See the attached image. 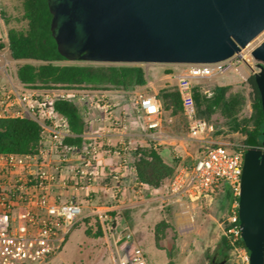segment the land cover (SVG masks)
I'll return each instance as SVG.
<instances>
[{
    "label": "built area",
    "instance_id": "obj_1",
    "mask_svg": "<svg viewBox=\"0 0 264 264\" xmlns=\"http://www.w3.org/2000/svg\"><path fill=\"white\" fill-rule=\"evenodd\" d=\"M247 48L221 62L186 65L187 71L177 75L186 137L198 148L158 188L139 178L130 160L137 145L128 138L143 137L153 149L164 142L162 103L156 94L145 88H34L0 66V120L28 118L41 127L37 152L0 154V264L45 263L88 214L101 223L111 264H148L134 233L122 223L125 208L145 203L147 195L164 203L177 199L213 206L226 194L229 207L219 227L233 263L251 264L250 252L241 244L238 214L246 147L213 139L208 122L197 116L193 92L198 79L228 71L254 74L256 61ZM59 100L75 103L86 121L88 132L80 145L67 142L75 135L55 108ZM103 192L107 199L101 205Z\"/></svg>",
    "mask_w": 264,
    "mask_h": 264
},
{
    "label": "water",
    "instance_id": "obj_2",
    "mask_svg": "<svg viewBox=\"0 0 264 264\" xmlns=\"http://www.w3.org/2000/svg\"><path fill=\"white\" fill-rule=\"evenodd\" d=\"M48 5L53 37L68 61L216 63L264 32V0H48ZM251 55L264 115V40ZM260 136L262 146L244 153L238 210L251 264H264V126Z\"/></svg>",
    "mask_w": 264,
    "mask_h": 264
},
{
    "label": "rangeland",
    "instance_id": "obj_3",
    "mask_svg": "<svg viewBox=\"0 0 264 264\" xmlns=\"http://www.w3.org/2000/svg\"><path fill=\"white\" fill-rule=\"evenodd\" d=\"M22 5L18 0H0V41L5 48L0 51V66H5L7 72L17 80V69L26 64L39 63L36 61H15L10 56L8 30L11 28L24 30L26 21L22 20ZM264 40V32L254 39L247 51ZM61 64H88L85 61H66ZM147 71L149 93L156 94L160 99V91L164 88L177 87V75L187 71L186 65L179 64H143ZM254 71H258L254 65ZM254 76L250 70L244 76L239 72L228 71L221 76L198 79L195 82L200 86V96L211 100V95L219 87H226V98L231 104L232 118H228L223 106L212 109L206 118L203 116L211 130L215 141H227L232 144H242L245 131H252L256 124L258 114L255 110V90L249 79ZM52 88V87H51ZM40 88V89H51ZM80 88V87H76ZM119 91V90H111ZM117 98L120 97L116 94ZM161 100V99H160ZM163 119H170L164 126L161 138L164 142L157 149L140 146L137 143L130 155L135 166L144 157L142 150H159L166 165L175 169L182 162L191 161L195 151L190 155L181 147L180 141L187 135V120L173 109L166 110L162 102ZM196 104V102H195ZM202 109H206V103ZM198 112V108H196ZM236 119V123L233 120ZM148 142V141H147ZM189 142V141H188ZM150 196L147 195L146 199ZM107 195L103 192L100 204L106 202ZM222 202L219 200L213 206H193L185 200H171L167 203L155 201L138 205L135 214L122 212L123 218L129 224L134 237L142 248L148 264H211V258L216 254L221 240L222 232L219 222L223 216ZM88 213V212H87ZM164 222L165 238L158 244L156 226ZM101 223L96 215L82 217L74 226L62 249L51 256L43 264H111V258L102 236L99 235ZM87 231L90 232L89 235ZM173 249L170 260L167 249Z\"/></svg>",
    "mask_w": 264,
    "mask_h": 264
},
{
    "label": "trees",
    "instance_id": "obj_4",
    "mask_svg": "<svg viewBox=\"0 0 264 264\" xmlns=\"http://www.w3.org/2000/svg\"><path fill=\"white\" fill-rule=\"evenodd\" d=\"M22 5V20L26 21L27 28L8 30V42L10 56L15 61H36L39 64L26 63L16 71V77L24 85L34 88H54L58 86L76 88L88 87L92 89L132 91L147 84V73L141 65H113V64H61L68 61L59 51L58 43L51 30L52 14L48 0H18ZM5 45L0 41V51ZM249 82L255 90V110L258 114L257 124L252 131H245L246 137L242 145L261 146L260 133L264 126V115L261 94L257 87L255 77ZM197 116L208 117L213 108L223 106L226 116L232 118V108L226 98V87H219L211 95V100L200 96V86L193 87ZM160 99L166 110L173 109L174 113H180L185 119L181 96L178 87L164 88L160 91ZM206 103V109L202 106ZM56 110L68 119L71 132L75 137L67 142L80 145L88 132V126L79 107L66 100L55 102ZM204 118V117H203ZM202 118V119H203ZM187 120V119H186ZM236 123V119L233 120ZM188 133V128H187ZM41 140V127L32 119H5L0 120V154L16 153L28 154L37 152ZM144 157L137 163L136 168L139 178L156 188L160 187L167 179L174 176L176 169L166 165L159 150H142ZM221 219L229 207L228 194L221 199ZM99 226V225H98ZM164 222L156 226V238L158 244L165 238ZM90 232L87 231L89 235ZM99 235L102 229L99 226ZM245 246L244 241H241ZM167 255L171 260L173 249H167ZM234 264L231 247L227 239L222 235L216 254L211 258V264Z\"/></svg>",
    "mask_w": 264,
    "mask_h": 264
},
{
    "label": "crops",
    "instance_id": "obj_5",
    "mask_svg": "<svg viewBox=\"0 0 264 264\" xmlns=\"http://www.w3.org/2000/svg\"><path fill=\"white\" fill-rule=\"evenodd\" d=\"M146 73H147V71H146ZM149 80L147 79V84L145 85V86H143V87H140V88H145V89H147L148 87H149ZM118 92H123V91H118ZM169 122H170V119H165L164 120V126H167L168 124H169ZM111 138V140H113V141H116V139H117V137H110ZM129 139H131L135 144H137V143H140V146H144V145H146L147 143V139H145V138H143V137H128ZM180 145H181V147L186 151V152H190V151H195L196 150V148L198 147V145L196 144V143H193V142H188V140H187V137L186 138H184L183 140H181L180 141ZM196 147V148H195ZM197 151V150H196ZM196 151H195V153H196ZM155 201H158L157 200V198H149V199H147L146 200V202L145 203H149V202H155ZM144 204V203H143ZM136 207L137 206H130V207H127V208H125L124 210H123V212H125L127 215L128 214H135V209H136ZM122 223L123 224H126L127 226H129V224H127V222H126V220L123 218V216H122ZM129 228H130V226H129ZM131 229V228H130ZM133 232V231H132ZM71 234V233H70Z\"/></svg>",
    "mask_w": 264,
    "mask_h": 264
},
{
    "label": "flooded vegetation",
    "instance_id": "obj_6",
    "mask_svg": "<svg viewBox=\"0 0 264 264\" xmlns=\"http://www.w3.org/2000/svg\"><path fill=\"white\" fill-rule=\"evenodd\" d=\"M261 137V136H260ZM261 146H262V141H263V138L261 137ZM249 146H255V145H247V146H245V147H249ZM261 146H258V147H261Z\"/></svg>",
    "mask_w": 264,
    "mask_h": 264
}]
</instances>
